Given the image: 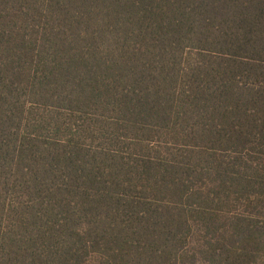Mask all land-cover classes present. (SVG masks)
Masks as SVG:
<instances>
[{"label": "trees", "instance_id": "1", "mask_svg": "<svg viewBox=\"0 0 264 264\" xmlns=\"http://www.w3.org/2000/svg\"><path fill=\"white\" fill-rule=\"evenodd\" d=\"M0 264H264V0H0Z\"/></svg>", "mask_w": 264, "mask_h": 264}]
</instances>
